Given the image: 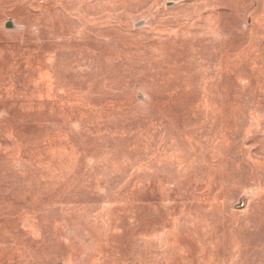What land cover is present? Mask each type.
Wrapping results in <instances>:
<instances>
[{
	"label": "rangeland",
	"instance_id": "rangeland-1",
	"mask_svg": "<svg viewBox=\"0 0 264 264\" xmlns=\"http://www.w3.org/2000/svg\"><path fill=\"white\" fill-rule=\"evenodd\" d=\"M0 264H264V0H0Z\"/></svg>",
	"mask_w": 264,
	"mask_h": 264
},
{
	"label": "water",
	"instance_id": "water-1",
	"mask_svg": "<svg viewBox=\"0 0 264 264\" xmlns=\"http://www.w3.org/2000/svg\"><path fill=\"white\" fill-rule=\"evenodd\" d=\"M5 27L8 28V29H10V28H12L13 26H12V23H11V22H8V23L6 24Z\"/></svg>",
	"mask_w": 264,
	"mask_h": 264
}]
</instances>
